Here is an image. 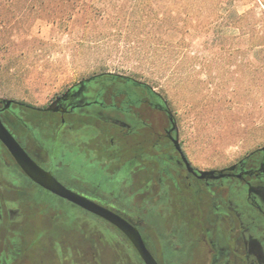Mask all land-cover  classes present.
I'll list each match as a JSON object with an SVG mask.
<instances>
[{"label":"rangeland","instance_id":"rangeland-1","mask_svg":"<svg viewBox=\"0 0 264 264\" xmlns=\"http://www.w3.org/2000/svg\"><path fill=\"white\" fill-rule=\"evenodd\" d=\"M226 25L214 0H0V100L43 109L83 80L120 76L163 100L194 167L222 171L264 148V47ZM79 230L67 240L86 253Z\"/></svg>","mask_w":264,"mask_h":264},{"label":"flooded vegetation","instance_id":"flooded-vegetation-1","mask_svg":"<svg viewBox=\"0 0 264 264\" xmlns=\"http://www.w3.org/2000/svg\"><path fill=\"white\" fill-rule=\"evenodd\" d=\"M143 90L127 79L118 85L103 76L83 80L52 107L29 106L55 117L27 121L20 143L64 186L137 227L159 264H264V148L223 169L222 178L201 179L202 170L187 157L190 172L170 138L176 136L171 110ZM15 103L5 110L0 100V116ZM141 147L152 150L141 155ZM119 237L145 264L130 240Z\"/></svg>","mask_w":264,"mask_h":264},{"label":"trees","instance_id":"trees-1","mask_svg":"<svg viewBox=\"0 0 264 264\" xmlns=\"http://www.w3.org/2000/svg\"><path fill=\"white\" fill-rule=\"evenodd\" d=\"M208 1V0H207ZM222 18L228 19L238 33V43L253 47H264V0H257L255 10L240 12L236 0H214ZM109 82L118 85L123 77L105 75ZM19 142L23 141L27 121H52L55 114L33 109L16 102L14 111L0 116ZM108 136L110 133L107 131ZM128 150V148L126 149ZM130 150V149H129ZM138 154L149 153L150 147L137 149ZM0 264L9 257L14 243H19V256L13 264H134L130 255L133 250L119 248L122 233L105 223L99 226L100 218L52 195L33 183L17 165L7 148L0 142ZM8 204H14L19 217L15 220L9 214ZM79 227L80 237L87 241L86 253L80 245L69 243L73 227ZM158 229L165 238L167 229ZM143 230L153 235L150 227ZM114 231V232H113ZM81 244V243H79ZM100 246L108 250L102 255Z\"/></svg>","mask_w":264,"mask_h":264},{"label":"water","instance_id":"water-1","mask_svg":"<svg viewBox=\"0 0 264 264\" xmlns=\"http://www.w3.org/2000/svg\"><path fill=\"white\" fill-rule=\"evenodd\" d=\"M13 102V100H2V103L5 105V110L10 109ZM48 110L55 111L53 109ZM170 118L172 125L171 132H176V136H170V138L173 141L175 148L181 152L182 158L186 163L188 170L190 172H194V168L191 166V163L189 162L187 156L183 153V150L181 148L177 134V125L172 113H170ZM0 142L7 148L17 165L33 183L50 192L52 195L61 198L75 206H78L79 208L109 222L117 229H119L130 240L145 264H159L147 248L142 234L137 227L133 226L130 222H128L120 215L114 213L113 211L67 188L61 182H59L57 178H55L50 172L44 170L41 166H39L29 156L25 148L17 140L14 134L8 129L1 117ZM223 176V171L212 170L202 171L200 173L201 179H219Z\"/></svg>","mask_w":264,"mask_h":264}]
</instances>
